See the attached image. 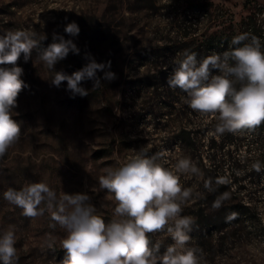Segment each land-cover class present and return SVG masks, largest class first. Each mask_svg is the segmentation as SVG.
<instances>
[{
  "label": "rangeland",
  "instance_id": "rangeland-1",
  "mask_svg": "<svg viewBox=\"0 0 264 264\" xmlns=\"http://www.w3.org/2000/svg\"><path fill=\"white\" fill-rule=\"evenodd\" d=\"M245 2L0 0V34L30 29L39 41L27 62L23 55L18 61L17 66L23 69L21 79L28 86L20 92L12 113L21 133L0 157V234L10 227L15 231L14 264H62L65 253L60 241L65 232L58 224L52 226L55 222L47 210L35 218L24 216L21 208L4 199L8 188L20 190L27 184L43 182L57 198L64 193H87L97 214L108 223L114 218L115 202L99 187V177L137 154L153 158L165 150L167 155L157 158L165 167L174 168L180 159L187 158L199 169L198 174H180L181 185L192 192L181 213L195 221L188 233V246L197 249L207 264H264V189L248 195V175L244 176L248 162L243 163L248 156L247 143L231 147L240 162L239 184L246 191H235L233 183L228 191L209 190L205 183L211 181L203 177L196 155L206 153L205 144L212 133L200 134L196 151L187 149L177 139L182 123L188 121L184 115L188 106L180 99L184 95L174 94L177 111L168 112L159 104L170 101L155 99L152 90L145 89L154 73L169 66L174 58H183L180 49L184 39L180 38L189 31L184 20L192 6L213 4L223 19L238 23L247 15ZM192 12L190 15H198L195 8ZM71 22L80 28L75 37L64 32ZM54 32L72 39L79 54L69 52L52 70L45 67L39 54L53 42ZM88 57L97 63L110 61L106 71L114 72L116 78L101 79L96 88L94 81H83L86 96H73L66 90V81L59 88L52 85L55 72L71 75L89 62ZM97 75L102 78L104 73ZM158 93L166 95L167 89ZM211 118L198 115L194 121L202 123ZM240 135L248 140V132ZM222 180L230 184L228 172ZM218 199L222 200L221 207L214 208ZM233 213L235 218L227 219ZM149 239L152 245L160 243L161 254L174 243L167 231L149 234Z\"/></svg>",
  "mask_w": 264,
  "mask_h": 264
},
{
  "label": "clouds",
  "instance_id": "clouds-1",
  "mask_svg": "<svg viewBox=\"0 0 264 264\" xmlns=\"http://www.w3.org/2000/svg\"><path fill=\"white\" fill-rule=\"evenodd\" d=\"M64 32L71 37L79 34L76 22L67 23ZM46 37L43 36L42 39ZM53 42L43 49L39 59L48 69L64 60L69 52L79 54L72 39L53 33ZM245 41H248L245 43ZM39 44L37 33L30 29L7 30L0 34V157L19 139L21 126L13 119L20 92L28 87L21 79L23 69L17 66L23 55L27 62L32 50ZM236 47L221 54H212L197 60V53L187 52L174 60L178 67L168 78V86L180 89V99L201 116L216 119L215 133L254 130L264 124V51L260 39L243 33L233 37ZM89 62L71 75L55 72L51 80L59 88L67 82V91L73 96L88 95L81 84L101 79L113 80L116 74L111 62ZM103 72V77L97 75ZM236 85H239L237 88ZM141 151H144L143 149ZM157 157L137 154L116 169L106 170L99 177V187L107 190L115 202L113 219L106 223L90 203L87 193H64L59 198L46 183L34 182L20 190L8 188L3 197L22 209L26 217L35 218L45 210L65 232L60 246L65 253L62 264H207L198 250L189 247L195 223L190 216L181 215L182 205L192 195L191 189L180 183V174H198L199 169L190 159H180L174 168L165 167ZM205 187L211 190L210 184ZM45 207H40L41 205ZM222 200L213 207H221ZM235 213L227 219L235 218ZM174 243L160 253V243L152 245L149 234L164 232ZM13 228L0 234V261L14 264L17 249ZM52 244L49 243V247Z\"/></svg>",
  "mask_w": 264,
  "mask_h": 264
},
{
  "label": "trees",
  "instance_id": "trees-1",
  "mask_svg": "<svg viewBox=\"0 0 264 264\" xmlns=\"http://www.w3.org/2000/svg\"><path fill=\"white\" fill-rule=\"evenodd\" d=\"M244 7L247 15L238 23H234L232 19H223L216 13L217 6L213 4H196L190 8V13L185 16V26L187 31L180 39H184L183 46L180 51L184 54L187 52L197 53V60L200 61L206 56L212 54H223L236 47L231 44L233 37L247 33L249 39L255 36L260 39L262 51H264V0H246ZM195 8L198 15L194 17L190 15ZM201 18V20H199ZM213 29V30H212ZM248 41H245L247 43ZM176 53L173 52L172 56ZM182 58H174L169 66H163V70L154 73L145 84V89L152 90L150 93L153 98L160 97L168 99L170 102L166 104L161 102L159 108L168 112H175L174 104L177 102L175 93L185 95L180 89H173L168 86V78L178 67L174 60ZM158 82H153L152 79ZM238 88L239 85H236ZM166 88V95L158 93ZM171 97V98H170ZM170 98V99H169ZM188 121L182 123L177 139L183 143L187 149L193 152L197 150V143L201 140L200 134L212 133L207 138L205 147L207 148L204 155L197 154L196 159L201 166L203 177L209 179L210 188H217L220 191H228L234 184L235 191H246V187L240 183L241 176L237 175L239 161L236 158L234 150L238 144L247 143L248 156L244 158L243 163L248 162V195H255L257 191L264 189V124L254 130L243 129L237 132H224L222 134L215 133L216 119L211 118L207 122L200 123L195 117L200 115L188 107V111L184 114ZM208 119L210 116H202ZM248 132V140L240 134ZM225 150V151H224ZM194 158V156H192ZM227 166V167H225ZM229 173L231 179L230 184L222 180L225 173ZM234 191V190H233ZM240 207H244L241 205ZM249 209V205H248Z\"/></svg>",
  "mask_w": 264,
  "mask_h": 264
}]
</instances>
